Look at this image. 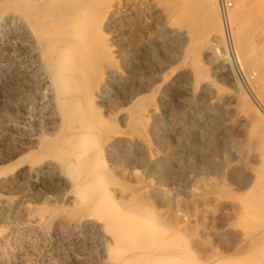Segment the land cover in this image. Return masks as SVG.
<instances>
[{"label":"rangeland","instance_id":"1","mask_svg":"<svg viewBox=\"0 0 264 264\" xmlns=\"http://www.w3.org/2000/svg\"><path fill=\"white\" fill-rule=\"evenodd\" d=\"M140 1L146 8L144 17L138 19L135 16ZM231 1L234 9L237 2ZM151 2H112V16L104 30L112 40L117 71L108 74L99 103L102 101L105 114L114 116L120 111L117 116L124 129L127 107L141 96H150L153 106L146 112L144 130L153 154L144 152L145 144L136 137L132 142L138 149L131 156L148 155L147 166L134 168L131 160L135 156L118 151L119 146L107 152L108 165L115 168L112 170L121 183L143 185L156 209L170 211L172 198L180 203L174 211L190 219L205 251L227 254L245 248L251 238L241 222L240 204L236 206L231 197L217 193L202 197L196 188L215 180L224 181L232 192L247 189L243 179L249 173L252 153L242 155V148L249 144L243 94L246 91L250 95V81H254L256 71L241 64L232 37L228 44L216 1L210 0L218 8L222 31L208 34L193 53L187 50L196 40L193 31L162 2ZM6 17L0 24V264H111L104 250L109 237L99 230L97 220L76 222L58 216L65 208H74L76 202L69 178L59 175L55 161L35 166L22 162L38 150L43 136L53 134L50 131L56 120L49 113V79L29 42L18 34L15 16L7 13ZM256 39L255 43H260ZM220 112L224 122L220 119L216 126L212 118ZM214 131L216 138L211 139ZM225 140L236 144L227 154L222 151ZM212 147L218 152L210 153ZM113 156H120L122 166ZM157 159L167 171L151 169V162ZM211 159L214 164L209 168L207 161ZM50 172L56 180L48 177ZM117 190L120 196L122 190ZM35 207H51L56 213L38 217L32 210Z\"/></svg>","mask_w":264,"mask_h":264},{"label":"bare ground","instance_id":"2","mask_svg":"<svg viewBox=\"0 0 264 264\" xmlns=\"http://www.w3.org/2000/svg\"><path fill=\"white\" fill-rule=\"evenodd\" d=\"M113 1L0 0V24L7 18V13L15 16L18 34L29 42L49 79V113L56 120L55 123L52 119L55 127L50 132L54 131L53 134L43 136L38 150L25 156L22 162L35 166L55 161L59 175L69 178V189L76 202L74 208H63L58 216L76 222L87 218L97 220L99 230L109 237L104 250L111 264H264V0H236V7L234 5L228 13L229 32L239 60L256 71L254 81L249 80L250 95L244 90L242 93L246 101L242 112L248 125L249 144L240 148L244 157L252 153V163L247 166L249 173L243 179L247 189L241 193L232 192L226 183H222L224 181L215 180L196 188L202 197L217 193L231 197L235 205L240 204L241 222L248 227L251 241L245 248L227 254L202 249L203 241L189 224L190 219H183L178 211V214L174 211L173 207L179 208L180 203L172 198L169 201L175 205L171 206V212L156 209L143 185L121 183L113 171L115 168L112 170L108 165L107 152L116 151L118 146L122 148L118 147V151L133 155L138 149L132 142L136 137L139 143L145 144L144 152L153 154L144 130L146 112L153 106L150 96H141L127 107V127L124 129L119 125L117 114L120 111L114 116L105 114L102 101L99 103L103 100L108 74L116 70L112 40L104 30L112 16ZM154 1L162 2L169 11L177 14L176 19L193 31L196 40L187 47L188 52H195L211 32L222 31L215 2ZM150 3L153 4L151 0ZM137 5L135 17L141 19L146 5L141 1ZM255 39L260 43H255ZM240 70L243 71L242 66ZM222 117L223 114L218 113L212 118L213 123L217 126ZM216 135L214 131L210 138L215 139ZM225 142L222 151L227 154L236 144L229 140ZM209 150L212 154L218 152L213 147ZM148 157L135 156L131 160L134 168L147 166ZM114 158H118L116 162L120 164L123 161L120 156ZM207 162L209 168L214 164L212 159ZM150 167L159 172L167 171V166L159 160L152 161ZM53 174L50 172L48 177L54 178ZM114 184L119 186L114 187ZM117 188L122 190L120 196L116 193ZM38 208L32 209L35 215L56 213L51 207Z\"/></svg>","mask_w":264,"mask_h":264},{"label":"built area","instance_id":"3","mask_svg":"<svg viewBox=\"0 0 264 264\" xmlns=\"http://www.w3.org/2000/svg\"><path fill=\"white\" fill-rule=\"evenodd\" d=\"M214 1H216L219 4L221 16H222L223 22L226 26V32H227L226 36L228 38V44L230 45L231 44V39H230L231 36L229 33L230 26H229V20H228V13L230 11V8L233 6V2L231 0H214ZM230 49H231V46H230Z\"/></svg>","mask_w":264,"mask_h":264}]
</instances>
